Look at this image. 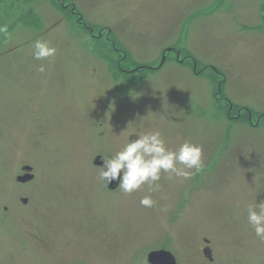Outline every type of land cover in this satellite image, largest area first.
Segmentation results:
<instances>
[{
    "label": "rangeland",
    "instance_id": "1",
    "mask_svg": "<svg viewBox=\"0 0 264 264\" xmlns=\"http://www.w3.org/2000/svg\"><path fill=\"white\" fill-rule=\"evenodd\" d=\"M4 25L0 264H264L246 213L264 201V0H0ZM141 127L202 145L204 170L130 196L101 182L96 159Z\"/></svg>",
    "mask_w": 264,
    "mask_h": 264
},
{
    "label": "clouds",
    "instance_id": "2",
    "mask_svg": "<svg viewBox=\"0 0 264 264\" xmlns=\"http://www.w3.org/2000/svg\"><path fill=\"white\" fill-rule=\"evenodd\" d=\"M0 33L9 35L6 25L0 26ZM57 51L49 41L38 39L32 45L31 56L37 61L51 62ZM37 71L44 73V64ZM132 137L135 139L126 140L120 150L103 159L98 177L107 185L117 181L125 195L140 192L145 186L150 193L156 192L162 178L188 180L205 168L202 145L183 140L176 147H170L162 132L153 128L141 127ZM140 204L152 208L156 201L149 194L142 196ZM246 213L248 226L264 241V201L248 204Z\"/></svg>",
    "mask_w": 264,
    "mask_h": 264
},
{
    "label": "water",
    "instance_id": "3",
    "mask_svg": "<svg viewBox=\"0 0 264 264\" xmlns=\"http://www.w3.org/2000/svg\"><path fill=\"white\" fill-rule=\"evenodd\" d=\"M96 163L97 164H102V161L100 160V157H98L96 159ZM26 169L28 171H31L32 170V167L31 166H27ZM33 175L31 174H27L25 176H19L18 177V180L19 181H27V180H30L32 179ZM112 187H115L118 185V182L117 181H113L111 184H110ZM207 250H210L209 248H207L205 250V252H207ZM148 260L151 264H177V259L175 257V255L168 251V250H154V251H151L149 254H148Z\"/></svg>",
    "mask_w": 264,
    "mask_h": 264
},
{
    "label": "flooded vegetation",
    "instance_id": "4",
    "mask_svg": "<svg viewBox=\"0 0 264 264\" xmlns=\"http://www.w3.org/2000/svg\"><path fill=\"white\" fill-rule=\"evenodd\" d=\"M100 157V156H99ZM101 158V157H100ZM102 163H103V161H102ZM100 165H102V164H100ZM27 174H31V175H33V177H32V179H30V180H27V181H19L18 180V177H17V180L19 181L18 183L19 184H21V185H25L26 183H28V182H30V181H32L34 178H35V173H34V170H33V167H32V170L31 171H24L23 173H22V175H20V176H25V175H27ZM111 186V185H110ZM112 187V186H111ZM113 189H115V188H118V185L117 186H115V187H112ZM22 200V202L23 203H28V201H29V198L28 197H25V198H23V199H21ZM7 207V206H6ZM0 220L1 221H5V219H2L1 217H0ZM205 241L207 242V243H209V240L208 239H205ZM209 247V246H208ZM207 249V247L206 248H204V252H205V250ZM205 255L206 256H208V258L210 259V261H214V258L212 257V254H211V252L209 251V250H207V252H205ZM76 264H85L84 262H81V263H76Z\"/></svg>",
    "mask_w": 264,
    "mask_h": 264
}]
</instances>
